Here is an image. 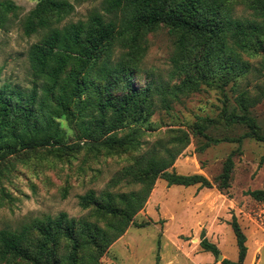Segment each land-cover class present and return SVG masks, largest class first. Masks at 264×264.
I'll list each match as a JSON object with an SVG mask.
<instances>
[{"label": "rangeland", "instance_id": "rangeland-1", "mask_svg": "<svg viewBox=\"0 0 264 264\" xmlns=\"http://www.w3.org/2000/svg\"><path fill=\"white\" fill-rule=\"evenodd\" d=\"M2 1H8L14 9L6 12L0 8V88L18 86L31 92L35 76L28 60L30 47L44 38L49 28H63L69 23L87 20L94 11L102 12L103 0H67L72 5L69 12L48 14L49 26L29 34L25 21L38 0ZM250 1L253 0H227L233 17L252 18V10L247 7ZM175 39V33L164 25L143 34L140 54L137 60L129 62L132 84L145 86L149 82H161L171 87L182 80L184 71L173 64ZM262 47L264 37L261 43L251 39L247 48H237L239 66L247 64L241 75L226 82L215 76L210 84L200 83L197 90L172 99L169 108L156 102L148 124L136 134L139 140L136 146L108 148L80 139L77 129L62 118L58 123L61 131L66 132V144L78 143L79 148L67 149L51 142L0 158V231H16L36 219L65 213L77 227L82 223L96 224L112 237L124 223L118 216L101 212L95 202L102 203L107 194L128 195L148 186L130 168L136 159L147 161L156 156L157 162H162L170 158L164 152L168 147L177 173H198L214 182L232 154L233 168L227 188L219 189L217 183L211 188L168 186L156 178L142 208L132 217L136 223L147 224L129 225L101 255L96 247L88 245L79 257L91 262L90 256L95 255L100 264H222L224 258L236 261L238 247L231 226L234 216L246 236L248 252L244 263L264 264V201L247 194L254 189L264 190V142L244 137L241 143L221 141L199 150L198 146L206 140L193 135L192 130L201 118H209L212 121L205 130L207 134L237 138L247 128L233 120V114L247 113L264 133ZM128 52L125 42H117L111 52L112 63ZM201 53L203 45L191 38L188 54L180 57L183 61L197 60ZM238 71L237 68L233 74ZM43 81L36 80L33 109L37 115L41 114L38 102L49 101L45 99ZM241 94L248 98L246 110L237 101ZM43 117L39 116L37 128L45 127ZM34 123L33 119L29 120L30 128ZM11 131L7 130V139L11 138ZM126 133L124 128L118 136ZM112 199L117 201L114 196ZM203 235L216 244L221 259L201 248L199 242ZM70 253V243L62 242L55 257L66 259ZM52 259L43 258L41 264H52ZM0 264L34 262L9 254L4 259L0 257Z\"/></svg>", "mask_w": 264, "mask_h": 264}, {"label": "trees", "instance_id": "trees-1", "mask_svg": "<svg viewBox=\"0 0 264 264\" xmlns=\"http://www.w3.org/2000/svg\"><path fill=\"white\" fill-rule=\"evenodd\" d=\"M247 7L252 10V18L233 17L227 0H103L102 12H92L87 20L72 22L63 28H49L44 38L28 51L35 76L32 91L8 85L0 88V158L21 149L47 146L51 142L67 149L79 148L81 145L78 143L66 144V132L61 131L58 123L62 118L77 129L80 139L108 148L138 145L136 134L148 124L156 102L169 108L172 99L197 90L200 83L210 84L215 76L226 82L245 72L247 64L239 66L241 61L237 48H247L251 39L261 43L264 37V0L250 1ZM0 8L6 12L14 9L8 1L0 2ZM71 8L67 0H38L26 18V32L29 34L48 27V14L69 12ZM159 25L167 26L175 33L173 64L185 75L171 87L161 82L134 85L129 62L137 60L143 34ZM191 38L203 45L202 56L197 60L183 61L180 56L188 54ZM117 42H125L129 52L112 63L111 52ZM237 68L240 71L233 74ZM40 79L44 80L45 99L49 101L38 102L41 114L37 115L33 105L37 97L36 80ZM245 95L241 94L237 99L243 110L249 105ZM42 115L45 127L37 128L39 124L36 122ZM233 118L247 128L237 138H216L207 134L205 130L212 121L209 118H201L195 123L193 135L206 140L198 149L203 150L209 144L221 141L241 143L244 137L264 142V133L259 131L252 116L233 114ZM31 119L35 122L33 128L29 126ZM124 128L127 133L119 137L118 132ZM8 129L12 130L10 139H7ZM164 152L169 159L164 158L162 162H157L156 156V159L151 156L147 161L136 159L130 167L139 181L148 183L144 189L128 195L107 194L102 203L95 202L101 212L118 216L124 223L114 236L108 237L96 224L82 223L79 228L65 213H59L36 219L16 231L1 230L0 257L4 259L11 254L32 259L34 264H41L43 258L50 257L53 258L52 264H100L98 256L96 259L91 255V262H87L79 255L88 245L96 247L101 255L129 225L139 227L147 224L136 223L132 217L142 208L154 179H162L168 186L211 188L214 183L219 189L229 186L232 154L212 182L202 174L177 173L172 167L174 158L171 150L165 147ZM247 194L264 201L263 189L250 190ZM231 226L238 258L236 261L224 258L222 264H245L246 236L234 216ZM66 241L70 243L72 253L66 259L55 257L58 246ZM199 244L206 252L216 256L220 253L216 244L204 235Z\"/></svg>", "mask_w": 264, "mask_h": 264}, {"label": "water", "instance_id": "water-1", "mask_svg": "<svg viewBox=\"0 0 264 264\" xmlns=\"http://www.w3.org/2000/svg\"><path fill=\"white\" fill-rule=\"evenodd\" d=\"M222 258V254H218V259H221Z\"/></svg>", "mask_w": 264, "mask_h": 264}, {"label": "crops", "instance_id": "crops-1", "mask_svg": "<svg viewBox=\"0 0 264 264\" xmlns=\"http://www.w3.org/2000/svg\"><path fill=\"white\" fill-rule=\"evenodd\" d=\"M213 243V242H212ZM215 244V243H214ZM245 244H246V242H245ZM247 246V245H246ZM247 252H248V247H247ZM246 257H247V253H246V256H245V259H246Z\"/></svg>", "mask_w": 264, "mask_h": 264}]
</instances>
